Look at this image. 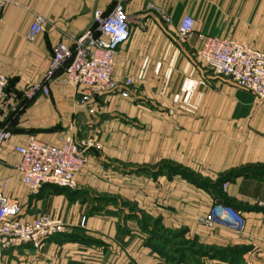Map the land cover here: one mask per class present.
<instances>
[{"label":"crops","instance_id":"obj_1","mask_svg":"<svg viewBox=\"0 0 264 264\" xmlns=\"http://www.w3.org/2000/svg\"><path fill=\"white\" fill-rule=\"evenodd\" d=\"M7 1L0 20V71L8 79L0 129L12 137L0 150V183L8 181L5 195L20 202L25 221L48 213L65 230L40 248L27 244L0 252V264H106L109 246H138L136 236L118 232L110 217L116 209L104 201L126 192L129 165L163 163L218 186L205 190L180 174H159L151 181L152 214L167 217L171 229L186 228L190 239L212 252L242 250L246 264H264V101L215 75L200 57L206 36L264 49V0H124L131 37L118 49L115 75L120 84L132 79L129 97L105 93L88 105L79 104L83 89L58 80L62 71L50 95L32 88L47 84L57 46L73 45L93 25L95 11L110 13L118 0ZM185 15L195 20V36L186 42L179 34ZM37 16L45 19L44 31L31 39ZM65 135L97 143L76 186L49 185L31 194L17 173L15 147L32 137L58 145ZM216 202L243 213L242 237L195 222ZM140 246L139 264L160 262L158 253ZM209 263L226 262L215 257Z\"/></svg>","mask_w":264,"mask_h":264},{"label":"built area","instance_id":"obj_2","mask_svg":"<svg viewBox=\"0 0 264 264\" xmlns=\"http://www.w3.org/2000/svg\"><path fill=\"white\" fill-rule=\"evenodd\" d=\"M7 0H0V20ZM165 21L170 17L164 15ZM45 19L37 16L30 26L29 36L34 39L43 33ZM182 41L195 36V20L185 15L179 27ZM131 37L129 17L124 0H118L110 13L97 9L93 25L82 37L74 38L73 45L60 43L51 58L47 84L35 86L32 93L42 90L50 95V85L55 75L65 86L83 89L80 105H88L97 95L119 92L129 97L132 79L122 84L115 75V58L118 49ZM203 62L220 77L230 79L236 86L264 100V49L257 50L229 38L204 37L200 52ZM7 77L0 71V110L6 103ZM12 137L7 128L0 129V150ZM58 145L48 144L35 137L26 145L15 147L20 156L17 173L21 182L33 195L45 186L74 188L75 177L87 164V153L97 146L94 139L80 143L71 135L59 138ZM8 181L0 183V252L31 244L40 248L43 241L65 230L60 220L43 213L33 221H25L20 202L5 195ZM198 223L208 229L225 228L237 234L244 232L246 219L241 211L223 202H216L198 218Z\"/></svg>","mask_w":264,"mask_h":264},{"label":"rangeland","instance_id":"obj_3","mask_svg":"<svg viewBox=\"0 0 264 264\" xmlns=\"http://www.w3.org/2000/svg\"><path fill=\"white\" fill-rule=\"evenodd\" d=\"M126 172L132 177L129 183L124 185L126 192L114 201L105 200L104 206L109 204L108 206L116 209L114 210L115 215H110V217L116 221L118 232L136 236L138 246L134 245L137 241L133 244L134 247L130 245L118 250L113 245L109 246L106 264H139V243L140 248L147 246L158 253L161 260L155 264H208L209 260L215 257L224 260L226 262L224 264H246L243 257L244 251L223 249L212 252L207 246L201 245L196 238L190 239L186 228L171 229L167 227V217L152 214L151 181L159 174H180L189 179L194 186L205 190L216 188L218 183L210 184L206 180L200 181L193 174H186L183 169L171 163H163L160 167L129 165ZM219 185L222 189L227 187V184L221 181ZM199 217H196L195 222L202 226L198 223ZM85 221L86 219H83L82 226L85 225ZM238 235L242 237L243 233ZM173 246L175 250H172ZM93 253L98 254L97 251ZM119 256H122L123 261L118 259Z\"/></svg>","mask_w":264,"mask_h":264}]
</instances>
